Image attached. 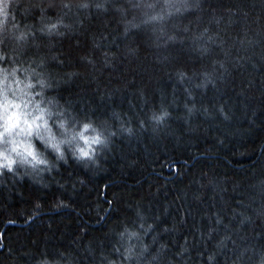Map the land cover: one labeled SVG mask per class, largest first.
<instances>
[{"label": "trees", "instance_id": "obj_1", "mask_svg": "<svg viewBox=\"0 0 264 264\" xmlns=\"http://www.w3.org/2000/svg\"><path fill=\"white\" fill-rule=\"evenodd\" d=\"M169 2L186 10L140 24L129 0H9L0 51L12 60L0 66L35 69L46 99L105 127L119 116L134 131L113 138L99 167L56 161L42 179L83 178L68 191L22 170L23 179L0 176V264H102L118 258L125 225L151 264H233L244 249L264 252V0ZM165 110L162 124L149 120ZM57 197L67 207L53 209ZM35 199L37 214L27 211Z\"/></svg>", "mask_w": 264, "mask_h": 264}, {"label": "clouds", "instance_id": "obj_2", "mask_svg": "<svg viewBox=\"0 0 264 264\" xmlns=\"http://www.w3.org/2000/svg\"><path fill=\"white\" fill-rule=\"evenodd\" d=\"M80 4H87L88 7H79ZM80 4H71L72 7L66 9L69 11L77 8L89 9L88 3ZM96 5L95 8H104L103 4H99L100 7ZM129 5L132 9L140 10L144 17L139 21L140 24L165 21L183 12L187 7L169 0H163L162 3L161 0H154V2L129 0ZM118 10L124 12L123 8ZM9 15V0H0V17L3 18L0 23L5 22ZM13 19H15L14 15ZM62 23L61 19H56L46 27L54 31ZM128 23L131 27H139L137 23ZM127 30L126 27L125 31ZM20 35L23 36L24 33L21 32ZM6 58L12 60L9 53L0 51V61ZM34 75L39 76L35 69L29 70L23 65H17L15 61H12L10 67L0 66V176L12 173L23 179L20 174L22 170L25 174H34V184L41 188L47 189L51 185H56L57 188L68 191L69 187L75 188L77 184L82 185L83 178L60 179L53 176L52 183H47L42 179L43 174L48 173L51 176L53 169L59 171L56 161H63L66 164L69 158L78 163L83 162L85 169L89 164L99 167L101 158H105L104 153L109 150L113 138L120 135H132L134 129L129 121L119 116L116 117L117 124L105 127V121H98L90 115L81 116L52 98L46 99L44 90L50 85H47L42 78L33 80ZM188 110L192 111L191 108ZM168 115L169 113L165 110L158 115L150 116L149 120L154 121L155 125H160ZM138 123L143 128L146 122ZM259 151L264 152V146H261ZM260 183H264V178L260 179ZM50 205L53 209L67 207V204L59 197L50 201ZM41 207L42 202L35 199L32 207L27 211L37 214ZM103 219L101 217V220ZM140 227L143 228L144 225L141 224ZM152 227L153 225L149 224L145 232ZM117 240L120 246L115 248L114 252L118 258L110 259L105 256L102 264H151L145 255L148 245L143 243V237L136 230L123 226L117 233ZM137 248L140 249L139 252L136 251ZM246 252L251 253L248 256L251 264H264V252L257 253L250 248L244 249L233 264H245L242 258ZM213 258L209 256L208 259L211 261ZM35 264H61V262L40 258L35 261Z\"/></svg>", "mask_w": 264, "mask_h": 264}, {"label": "snow or ice", "instance_id": "obj_3", "mask_svg": "<svg viewBox=\"0 0 264 264\" xmlns=\"http://www.w3.org/2000/svg\"><path fill=\"white\" fill-rule=\"evenodd\" d=\"M100 6H101V5H99V4L96 5V7H100ZM63 7H64V8H71L72 5H71V4H64ZM79 7H88V5H87V4H80ZM181 75H183V74H181ZM218 222H219V221H218Z\"/></svg>", "mask_w": 264, "mask_h": 264}]
</instances>
